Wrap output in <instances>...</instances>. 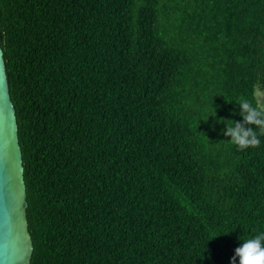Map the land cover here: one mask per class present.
<instances>
[{"label": "trees", "instance_id": "16d2710c", "mask_svg": "<svg viewBox=\"0 0 264 264\" xmlns=\"http://www.w3.org/2000/svg\"><path fill=\"white\" fill-rule=\"evenodd\" d=\"M0 44L30 264H231L264 232V136L219 122L264 94V0H0Z\"/></svg>", "mask_w": 264, "mask_h": 264}, {"label": "water", "instance_id": "95a60500", "mask_svg": "<svg viewBox=\"0 0 264 264\" xmlns=\"http://www.w3.org/2000/svg\"><path fill=\"white\" fill-rule=\"evenodd\" d=\"M256 95L264 106V94ZM27 207L18 122L0 44V264H30L34 245Z\"/></svg>", "mask_w": 264, "mask_h": 264}, {"label": "clouds", "instance_id": "9594fccd", "mask_svg": "<svg viewBox=\"0 0 264 264\" xmlns=\"http://www.w3.org/2000/svg\"><path fill=\"white\" fill-rule=\"evenodd\" d=\"M237 105L242 122L224 118L219 121L225 125L223 135L231 138L225 142L236 146L238 150L258 147L261 143L259 137L264 136V106L259 101L253 103L246 99ZM234 251L231 264H237V258L239 264H264V232L244 240Z\"/></svg>", "mask_w": 264, "mask_h": 264}]
</instances>
